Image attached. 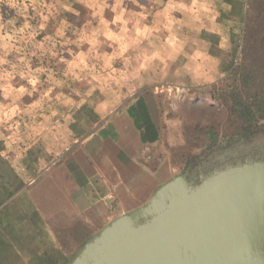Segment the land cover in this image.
<instances>
[{
    "label": "crops",
    "instance_id": "1",
    "mask_svg": "<svg viewBox=\"0 0 264 264\" xmlns=\"http://www.w3.org/2000/svg\"><path fill=\"white\" fill-rule=\"evenodd\" d=\"M245 2L0 0V264H68L179 173L166 101L232 70Z\"/></svg>",
    "mask_w": 264,
    "mask_h": 264
},
{
    "label": "water",
    "instance_id": "2",
    "mask_svg": "<svg viewBox=\"0 0 264 264\" xmlns=\"http://www.w3.org/2000/svg\"><path fill=\"white\" fill-rule=\"evenodd\" d=\"M209 138L182 173L68 264H264V132Z\"/></svg>",
    "mask_w": 264,
    "mask_h": 264
},
{
    "label": "trees",
    "instance_id": "3",
    "mask_svg": "<svg viewBox=\"0 0 264 264\" xmlns=\"http://www.w3.org/2000/svg\"><path fill=\"white\" fill-rule=\"evenodd\" d=\"M245 9L240 56L213 96L226 116L228 138L264 132V0H246ZM212 130L217 138L215 125ZM205 142L196 139L192 147Z\"/></svg>",
    "mask_w": 264,
    "mask_h": 264
},
{
    "label": "rangeland",
    "instance_id": "4",
    "mask_svg": "<svg viewBox=\"0 0 264 264\" xmlns=\"http://www.w3.org/2000/svg\"><path fill=\"white\" fill-rule=\"evenodd\" d=\"M223 86L222 79L206 89L191 91L192 96L188 95L189 92H178L172 94L171 99L166 101V116L173 121L175 127L170 147L173 151V159L181 164L178 174L182 173L193 158L206 148L209 137L215 136L213 125L218 134L217 138L215 136L217 141L231 139L226 137L229 132L226 116L213 98L217 94V89ZM174 96L176 98H173ZM211 109H216V113ZM196 139H199L200 143L206 142L202 147L193 148Z\"/></svg>",
    "mask_w": 264,
    "mask_h": 264
},
{
    "label": "built area",
    "instance_id": "5",
    "mask_svg": "<svg viewBox=\"0 0 264 264\" xmlns=\"http://www.w3.org/2000/svg\"><path fill=\"white\" fill-rule=\"evenodd\" d=\"M180 92H181V93H186V92L188 93V92H189L188 95H189V94H190L191 96L193 95V94L191 93V91H187V90H181Z\"/></svg>",
    "mask_w": 264,
    "mask_h": 264
}]
</instances>
